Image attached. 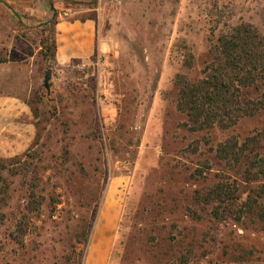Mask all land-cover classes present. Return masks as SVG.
Here are the masks:
<instances>
[{
  "label": "rangeland",
  "instance_id": "374dc122",
  "mask_svg": "<svg viewBox=\"0 0 264 264\" xmlns=\"http://www.w3.org/2000/svg\"><path fill=\"white\" fill-rule=\"evenodd\" d=\"M64 6L28 23L0 0V94L29 117L0 145V264H264V106L201 127L178 107L220 34L245 22L264 35V0ZM87 18L95 53L57 64L54 21Z\"/></svg>",
  "mask_w": 264,
  "mask_h": 264
},
{
  "label": "trees",
  "instance_id": "16d2710c",
  "mask_svg": "<svg viewBox=\"0 0 264 264\" xmlns=\"http://www.w3.org/2000/svg\"><path fill=\"white\" fill-rule=\"evenodd\" d=\"M48 50L54 59V28ZM216 55L211 61L215 62L206 66L205 78L185 83L187 90L182 93V103L178 106L200 127L214 123L232 125L239 117L253 114L264 106V35L249 23L236 24L219 35ZM248 87L261 89V95L256 99L244 98ZM259 161L263 162L264 170V156ZM4 162L0 158V167ZM258 188L257 194L264 198V183Z\"/></svg>",
  "mask_w": 264,
  "mask_h": 264
},
{
  "label": "crops",
  "instance_id": "0c3cea01",
  "mask_svg": "<svg viewBox=\"0 0 264 264\" xmlns=\"http://www.w3.org/2000/svg\"><path fill=\"white\" fill-rule=\"evenodd\" d=\"M19 6L21 13L28 23L43 22L53 16L52 11L62 8L64 0H7ZM50 2L48 9L39 10L36 2ZM51 9V10H50ZM58 12V11H57ZM60 13L58 12V15ZM41 20V21H39ZM56 50L54 61L64 65L75 59H86L94 54L96 49V24L92 19L66 22H55ZM1 60V59H0ZM12 62L10 58L0 61V71ZM28 106L13 93L0 94V145L12 146L13 125H29ZM11 151L0 150V156L10 154Z\"/></svg>",
  "mask_w": 264,
  "mask_h": 264
},
{
  "label": "built area",
  "instance_id": "2783aa9c",
  "mask_svg": "<svg viewBox=\"0 0 264 264\" xmlns=\"http://www.w3.org/2000/svg\"><path fill=\"white\" fill-rule=\"evenodd\" d=\"M69 1H77V0H69ZM64 14H66L67 12L65 11V12H63Z\"/></svg>",
  "mask_w": 264,
  "mask_h": 264
},
{
  "label": "water",
  "instance_id": "95a60500",
  "mask_svg": "<svg viewBox=\"0 0 264 264\" xmlns=\"http://www.w3.org/2000/svg\"><path fill=\"white\" fill-rule=\"evenodd\" d=\"M45 80H47V77L45 78Z\"/></svg>",
  "mask_w": 264,
  "mask_h": 264
}]
</instances>
